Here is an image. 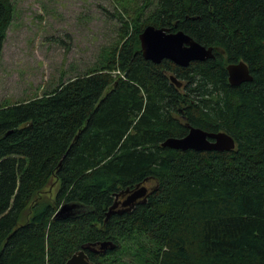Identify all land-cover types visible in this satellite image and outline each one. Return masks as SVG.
<instances>
[{
	"label": "trees",
	"instance_id": "obj_1",
	"mask_svg": "<svg viewBox=\"0 0 264 264\" xmlns=\"http://www.w3.org/2000/svg\"><path fill=\"white\" fill-rule=\"evenodd\" d=\"M134 10L133 32L101 67L0 107V264H65L107 241L117 249L87 251L90 262L123 264L124 244L135 243L140 264H264V0H149ZM14 16L0 0V57ZM148 26L223 53L188 68L153 64L139 40ZM239 62L253 81L233 87L227 66ZM188 126L227 133L236 148L162 147ZM138 186L151 188L147 203L105 223L116 194ZM74 203L86 212L56 218Z\"/></svg>",
	"mask_w": 264,
	"mask_h": 264
},
{
	"label": "rangeland",
	"instance_id": "obj_2",
	"mask_svg": "<svg viewBox=\"0 0 264 264\" xmlns=\"http://www.w3.org/2000/svg\"><path fill=\"white\" fill-rule=\"evenodd\" d=\"M11 1L15 16L0 57V107L41 96L61 80L101 67L103 54L120 46L127 30L133 32L127 25L138 19L134 8L149 0ZM150 11L145 9L144 18ZM61 210L79 216L87 208L74 203L62 205L57 214ZM133 246L124 244L118 257L123 264H140Z\"/></svg>",
	"mask_w": 264,
	"mask_h": 264
},
{
	"label": "water",
	"instance_id": "obj_3",
	"mask_svg": "<svg viewBox=\"0 0 264 264\" xmlns=\"http://www.w3.org/2000/svg\"><path fill=\"white\" fill-rule=\"evenodd\" d=\"M141 52L145 60L153 64H162L164 61H170L180 68H188L192 63L206 62L215 58V52H221L220 49L205 47L196 42L192 37L183 31L171 32L166 28H156L148 26L140 34ZM229 83L233 87H239L244 83L252 82L253 75L245 62L230 64L227 66ZM171 81L178 88H182V83L175 77ZM189 133L183 138H170L163 144V148L177 151H195V152H230L235 150L236 142L233 137L224 132L209 133L200 128L188 126ZM209 140H213L210 142ZM128 195L121 204L122 209H118L119 203H115L109 208L106 214L105 223H108L112 216L123 215L132 212L137 205L147 203L149 189L146 186H138L135 190H126L116 194L118 199L120 195ZM61 212V213H60ZM56 218L67 219L74 216L64 215L61 210ZM117 249L114 242L107 241L99 244L85 245L80 251L75 253L65 264H95L90 262L87 251L91 253L112 252Z\"/></svg>",
	"mask_w": 264,
	"mask_h": 264
},
{
	"label": "flooded vegetation",
	"instance_id": "obj_4",
	"mask_svg": "<svg viewBox=\"0 0 264 264\" xmlns=\"http://www.w3.org/2000/svg\"><path fill=\"white\" fill-rule=\"evenodd\" d=\"M216 57V56H215ZM182 86H183V84H182ZM184 121V120H183ZM210 133V132H209ZM210 142H213V140H209ZM147 187V186H146ZM147 188H149L150 189V187H147ZM150 192V191H149ZM127 196L128 195H126V194H124V195H120L119 196V198L117 199H115L118 203H119V207H118V209L117 210H119V209H122L123 208V206H122V202L123 201H125V199L127 198ZM140 205V204H139ZM119 216H121V215H119Z\"/></svg>",
	"mask_w": 264,
	"mask_h": 264
},
{
	"label": "bare ground",
	"instance_id": "obj_5",
	"mask_svg": "<svg viewBox=\"0 0 264 264\" xmlns=\"http://www.w3.org/2000/svg\"><path fill=\"white\" fill-rule=\"evenodd\" d=\"M215 49V48H214Z\"/></svg>",
	"mask_w": 264,
	"mask_h": 264
}]
</instances>
